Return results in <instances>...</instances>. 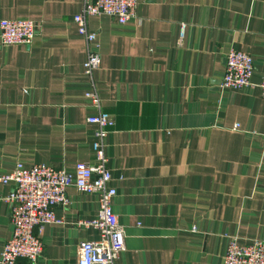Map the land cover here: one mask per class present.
Masks as SVG:
<instances>
[{
    "label": "crops",
    "instance_id": "obj_1",
    "mask_svg": "<svg viewBox=\"0 0 264 264\" xmlns=\"http://www.w3.org/2000/svg\"><path fill=\"white\" fill-rule=\"evenodd\" d=\"M80 2L0 0V17L38 23L28 44L0 45V173L16 161L70 173L94 162L85 116L96 109L71 18ZM134 13L86 17L99 55L91 80L113 118L103 151L124 231L114 264H222L228 235L264 238V0H137ZM230 47L250 55V85L219 86ZM10 191L0 183V249ZM65 192L32 264H75L77 243L98 236L77 224L96 214V194Z\"/></svg>",
    "mask_w": 264,
    "mask_h": 264
},
{
    "label": "built area",
    "instance_id": "obj_2",
    "mask_svg": "<svg viewBox=\"0 0 264 264\" xmlns=\"http://www.w3.org/2000/svg\"><path fill=\"white\" fill-rule=\"evenodd\" d=\"M137 0H81L77 12L72 15L75 29L84 42L85 56L81 62L83 73L90 80V88L84 92L95 113L85 116L92 123L91 148L94 162L77 160L72 173L63 168H54L43 162L23 165L16 161L13 167L0 173V183H10L11 191L5 197L9 203L8 217L11 223L10 235L0 249V264H13L18 258L34 263L41 251L40 233L43 224L59 222L52 207H66L69 203L65 189L72 185L81 192L95 193L96 214L87 219H78L77 224L91 226L98 236L82 239L77 243L75 264H114L124 247L123 226L111 209V197L115 189L109 184L110 173L103 151V138L113 124V118L100 108L99 97L91 80L92 71L99 64V55L94 41L95 32L86 26V17L105 14L122 23L135 16ZM38 23L31 18L0 17V45L11 43L28 44L35 34ZM183 23L180 24L182 29ZM253 69L250 55L240 49L228 48L220 87L241 88L251 84ZM259 95L264 98V74L256 82ZM222 264H264V238H252L239 242L234 235H228L222 257Z\"/></svg>",
    "mask_w": 264,
    "mask_h": 264
}]
</instances>
